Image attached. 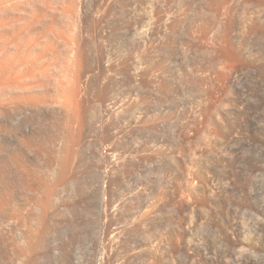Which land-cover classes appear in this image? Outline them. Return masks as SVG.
I'll return each mask as SVG.
<instances>
[{
	"label": "rangeland",
	"instance_id": "1",
	"mask_svg": "<svg viewBox=\"0 0 264 264\" xmlns=\"http://www.w3.org/2000/svg\"><path fill=\"white\" fill-rule=\"evenodd\" d=\"M52 1L40 108L1 115L76 137L39 264H264V0Z\"/></svg>",
	"mask_w": 264,
	"mask_h": 264
},
{
	"label": "bare ground",
	"instance_id": "2",
	"mask_svg": "<svg viewBox=\"0 0 264 264\" xmlns=\"http://www.w3.org/2000/svg\"><path fill=\"white\" fill-rule=\"evenodd\" d=\"M51 1L0 0V116L15 104L26 117L40 108L37 106L41 104L40 91L46 84L39 77L49 78L56 41L67 39L64 31L55 32L56 8ZM3 118H0V264H39L54 223L51 218L54 196L70 180L76 137L66 129L68 123L61 125V121L55 137L52 133L53 137H40L35 134L37 129L33 131L35 127L32 131L23 129L26 132L21 133L22 137H3L10 126ZM207 120L213 123L216 116L209 115ZM11 165L17 170H12ZM13 232L17 238L12 237Z\"/></svg>",
	"mask_w": 264,
	"mask_h": 264
}]
</instances>
